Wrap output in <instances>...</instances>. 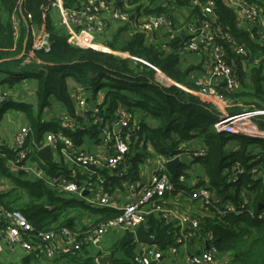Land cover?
I'll return each instance as SVG.
<instances>
[{"label": "trees", "instance_id": "1", "mask_svg": "<svg viewBox=\"0 0 264 264\" xmlns=\"http://www.w3.org/2000/svg\"><path fill=\"white\" fill-rule=\"evenodd\" d=\"M51 1L0 0V75H3L0 84L12 88L26 79L36 80V103L8 99L0 108V121L5 111L13 107L26 115L31 126L29 144L40 147L47 132L63 130L76 146L93 142L99 145L101 126L93 124L91 112L80 116L75 102L77 88L71 92L69 78L86 90L90 105H94L98 97L104 99L100 106L104 119L113 118L120 107L137 111L141 116L130 126L136 138L126 160L127 168L121 167L113 173L99 171L106 179L103 187L109 195L117 191L116 188L123 192L124 184L129 180L138 181L140 166L155 156L174 157L186 152L181 144L201 139L206 145V154L194 159L193 163L202 166L218 200L216 207L222 208L229 202L238 209L245 206L247 210L242 214L220 215L215 209L201 208L200 215H193L199 221L198 240L205 241V246L207 243L216 247L219 256L229 255L227 264H264V218L259 217L264 213V139L217 132L214 124L218 112L209 100L177 86L162 87L156 81L154 68L176 83L197 90L199 87L193 74L197 69L203 70L207 58L200 59L199 64L185 66L181 52L184 36L167 43L172 52L166 53L162 48L166 46L164 37L156 44H150L144 34L130 31L129 22L121 24L110 36L109 46L138 61L76 47L56 28ZM194 1L129 0L132 6L138 5L132 13L146 8L145 13L165 16L176 28L211 20L216 29L214 42L225 50L227 60L235 63L242 83L234 93L222 90L224 96L240 99L243 103V107L229 109V114L264 111V43L259 41L258 30L242 27L237 13L222 0L214 1L211 16L203 12L206 0H199L198 4ZM245 1L254 3L264 13V0ZM15 16L21 23L19 39L14 38L12 28ZM33 27L49 33V51L33 48ZM239 47L245 49L246 56L237 54ZM25 61L29 63L24 65ZM56 107H62V111L56 110L55 114ZM46 113L52 114L53 119L46 121ZM62 113L73 121L72 130L64 129L54 119ZM257 122L264 129V122ZM0 149L7 154L0 160V177L10 182L8 188L0 191V203L8 210L22 213L35 229L59 232L68 228L83 233L120 215L117 209L92 207L85 199L60 194L49 185L48 182L55 179L74 180L79 184L84 177L83 174L72 177L76 170H80L76 166L70 167L63 157L47 162L34 149L30 159L44 174L43 179H38L22 170L12 171L8 166L15 159L14 153L4 146ZM237 164L242 173L234 174L231 170ZM184 169H179L177 177L170 174L176 188L173 193L183 188L178 178ZM253 169L257 172L252 173ZM144 226L154 239L152 245L164 251L176 245L182 232L177 223L167 224L161 213L147 215ZM91 248L84 244L79 252L50 260L37 251H21L13 264H97L98 258L111 254L114 255V264H136L137 244L132 232H126L103 250ZM5 251L10 252L7 246Z\"/></svg>", "mask_w": 264, "mask_h": 264}, {"label": "built area", "instance_id": "2", "mask_svg": "<svg viewBox=\"0 0 264 264\" xmlns=\"http://www.w3.org/2000/svg\"><path fill=\"white\" fill-rule=\"evenodd\" d=\"M215 0H206L203 8L205 15L211 16ZM236 13L239 24L246 29L258 30L259 41L264 43V13L254 3L245 0H222ZM194 3L198 4L199 0ZM141 5V4H139ZM138 5L132 6L129 0H52L51 9L54 17V24L69 40V42L79 48L93 49L99 52L114 54L115 56L138 61L128 53L114 51L110 46L109 29L112 24L130 23V30L133 33L144 34L147 42L157 43L158 39L164 37L166 46L163 45L166 53H171L172 48L167 43L174 41L180 36H184L181 52L183 54L201 55L207 58L210 70H202L201 75H207L205 79H195L199 89H188L169 78L163 72L157 71L156 81L165 88L177 86L195 96L207 99L218 112L214 128L217 132H225L234 135H243L264 139V129L255 120L256 116H264V111L253 110L238 115H230L229 109L241 106L240 99H231L222 94V90L234 93L242 85L237 68L234 62L227 60L225 50L217 45L214 40L216 29L211 20H206L201 24L191 23L184 27H174L171 21L162 15H152L145 13L144 9L139 13H132ZM20 20L13 17L12 28L14 38L20 37ZM33 48L38 51H49L51 47L50 35L47 32L32 28ZM159 42V41H158ZM237 54L245 55L243 47L236 49ZM204 53L205 55H203ZM29 63L25 61L24 65ZM194 78L196 77L193 74ZM198 94V95H197ZM88 93L78 87L75 92V102L80 116L91 112L94 125L101 126V143L97 146V151L89 144L76 146L73 140L63 131L47 132L44 135V143L37 146L29 144L31 126L25 125L16 133L13 146L10 148L15 159L9 162L12 171H25L31 177L43 179L44 174L30 159V154L34 149L39 152L49 146L54 155L57 151L59 157H63L70 167H78L72 177L77 178L83 174L81 182L55 179L48 182L58 193L63 195H75L85 199L92 207H109L120 211V215L102 222L97 226L83 233L63 228L61 231H44L35 229L27 218L18 211L8 210L0 203V254L7 246L10 252L37 251L42 253L47 259H55L64 254L79 252L82 246L90 245L100 247L103 238L113 231L132 232L135 234L138 228L146 223V216L150 213H161L167 224L175 221L179 222L181 235L176 241V245L167 251L160 249L157 245H143L137 250L134 262L136 264H165V256H174L180 252V248L190 247L200 237L197 232L200 230L199 221L193 213L179 214L176 210L167 208L165 197L173 193L176 188L167 162L179 157L184 167V173L178 178L179 185L183 188L179 194L188 197L190 201L199 202L202 207L217 210V213L242 214L246 209L242 206L236 208L227 202L222 208H217L218 200L215 199L211 187L208 188V181L204 183L196 182L192 178L193 173L186 170V165L193 166L194 159L205 156L206 149H192L171 158L158 155L156 157L155 170L148 183L127 182V195L120 206L115 205L109 195L104 190L106 179L99 174V171L107 170L110 173L118 171L125 166L127 157L131 151V137L133 130L130 126L140 115L137 111L120 107L111 119L102 117L100 106L103 98L98 97L94 105L87 101ZM9 99L8 91L0 92V108ZM57 116L59 124L64 129L73 128V121L64 113ZM264 122V121H263ZM136 138V137H135ZM184 145V144H183ZM184 147V146H183ZM7 157V154L0 149V160ZM180 167V168H181ZM179 168V169H180ZM234 174L242 173L239 164L232 170ZM253 169L252 173H256ZM187 189V190H186ZM88 192L85 196L84 193ZM252 213V210L250 211ZM264 218V213L260 214ZM203 247L193 254H188L185 264H218V253L214 246H208L205 241H201ZM135 244L137 243L135 237ZM142 245V244H141Z\"/></svg>", "mask_w": 264, "mask_h": 264}, {"label": "crops", "instance_id": "3", "mask_svg": "<svg viewBox=\"0 0 264 264\" xmlns=\"http://www.w3.org/2000/svg\"><path fill=\"white\" fill-rule=\"evenodd\" d=\"M121 26V24L119 23H114L111 25L110 29H109V33L110 35L113 36V34H115L118 30V28ZM131 31V30H130ZM162 38L158 39V41H161ZM198 58V57H197ZM200 59L199 62H195V64H199L200 63ZM203 66V70H207V72L210 70L208 63L206 61H204ZM202 71V70H201ZM201 71L199 69H197V71L194 73L196 75V77L194 79L200 78L205 79L207 77V75H201ZM2 74L0 75V81L2 79ZM28 80V79H26ZM21 82L18 85H16L15 87H6L5 91H8L9 93V99L15 101V102H28V103H35V86L32 84V80L34 82H36L35 79H31L30 82L27 83V81ZM68 85H69V89L71 90V92L78 88L79 86L75 83V81L71 78L68 79ZM2 90V89H0ZM1 92V91H0ZM198 95V94H197ZM11 107V106H10ZM240 107H243V103L241 104ZM244 108H248V106H244ZM56 110L58 111H62V107H56L55 108V114L57 113ZM138 112H136L137 114ZM64 114V113H62ZM58 116V115H56ZM141 116V115H138ZM46 121H50L51 119H53V115L52 114H47L46 113ZM56 119L58 122V118H54ZM60 123V122H59ZM10 127H14L15 131L14 133H8L5 128L7 126ZM25 125H29L27 117L24 113L16 110L15 108L11 107L8 108L5 113L3 114V118L0 121V147H7V148H11L13 146V142H14V138L16 133L20 130L19 127H23ZM10 134L12 136H10ZM89 144V143H88ZM92 146V149L97 151V146L95 145V143H91L89 144ZM181 146L187 150H192V149H201L204 150L206 149V145L205 143L201 140V139H194L192 141H190L187 144H181ZM158 156V155H157ZM155 156L153 159L149 160L146 164H143L140 166L139 169V180L136 181L137 183H148L150 181V179L153 176L154 170H155V163H156V157ZM57 159V155L53 154V160ZM193 175L192 178L196 180V182H200L203 183L202 181H205V172L202 168L201 165L199 164H194V169H193ZM130 182H133L131 180H129ZM128 182V181H127ZM127 182L124 184V191L120 192L118 191V188H116L117 191H112V193L110 194L112 201L115 203V205L120 206L121 202H123L126 198V193H127ZM113 190V189H112ZM122 193V194H121ZM165 203L167 208H171L176 210L179 214H186V213H193V215H200L201 214V208L202 205L199 202L196 201H190L188 197H183L179 194V192L173 193L171 195H168V198L165 199ZM90 220V219H88ZM88 220H84V222H87ZM175 223L179 224L178 221H175ZM145 227V226H144ZM146 230L147 227H145ZM125 233L121 232V231H113L111 233H109L108 235H106L103 238V242L101 244L100 247H92L91 249H93L94 251L98 250H103L104 248H106L107 246H111L113 243H115L117 240H119ZM203 247L202 242L201 241H196L195 243H193L190 247L188 248H180V252L177 255L174 256H165V264H184L185 263V259L188 257V254H193L194 252L199 251V249H201ZM6 249V247H5ZM187 249V251H186ZM107 256V255H106ZM230 261V256L229 255H223V256H219L217 263L218 264H227ZM114 264V263H111Z\"/></svg>", "mask_w": 264, "mask_h": 264}, {"label": "water", "instance_id": "4", "mask_svg": "<svg viewBox=\"0 0 264 264\" xmlns=\"http://www.w3.org/2000/svg\"><path fill=\"white\" fill-rule=\"evenodd\" d=\"M134 140H135V136H132L131 142L133 143ZM38 154L43 160L47 162H52L53 160V152H52L51 147L49 146L41 149L38 152ZM182 165H183V162L179 157L174 158L173 160H170L169 162H167V168L173 177L178 176L179 168ZM207 187L210 188V185L208 184ZM84 195L87 196L88 192H85ZM135 237H136L137 243L142 244V245H151L154 241L153 237L150 235V232L146 230L144 226L137 229V231L135 232ZM114 261H115L114 255L111 254V255L98 258L97 264H111V263H114Z\"/></svg>", "mask_w": 264, "mask_h": 264}, {"label": "rangeland", "instance_id": "5", "mask_svg": "<svg viewBox=\"0 0 264 264\" xmlns=\"http://www.w3.org/2000/svg\"><path fill=\"white\" fill-rule=\"evenodd\" d=\"M182 55H183V57L185 58L184 59V64H185V66L187 65V66H190V65H192V64H195V62H199V59H202L203 57L200 55H194V54H192V56H188V55H185V54H183L182 53ZM188 56V57H187ZM187 57V58H186ZM198 57V58H197ZM27 81V83L28 82H30L31 81V79H28V80H26ZM32 82V84L35 86V90H36V82H34L33 80L31 81ZM247 82V81H246ZM6 87H9V86H7V85H4V84H0V89H2V90H0V91H3V90H5L6 89ZM189 93V92H188ZM35 103H36V99H35ZM35 103H33V104H35ZM55 112V111H54ZM45 117H46V114H45ZM255 120L257 121V120H260V121H264V117L263 116H256L255 117ZM17 128H21V127H17ZM5 130L8 132V133H14V131H15V129H14V127H10L9 125L5 128ZM10 136H12L11 134H10ZM100 144V143H99ZM59 152L57 151V157H59ZM193 169H194V165L193 166H190V165H186V170H189V172L190 173H193L192 171H193ZM15 173H16V171H15ZM17 173H19V172H17ZM17 175V174H16ZM10 186V182L7 180V179H2L1 177H0V191H3L4 189H6V188H8ZM120 192H121V190H120ZM122 194V193H121ZM25 200V199H24ZM90 219V218H89ZM89 221V220H88ZM87 221V222H88ZM143 245H141V244H138L137 245V250L139 249V248H141ZM185 247H183L182 249H184ZM186 251H187V249H186ZM20 253H22L21 251H16L15 253L14 252H7V251H5V249H3V252L0 254V262L2 261V262H4V261H6L7 260V262H6V264H13V263H15L16 261H15V259H16V257H19L18 255L20 254ZM166 256H168V255H166ZM187 261V258L185 259V262ZM185 264V263H184Z\"/></svg>", "mask_w": 264, "mask_h": 264}]
</instances>
